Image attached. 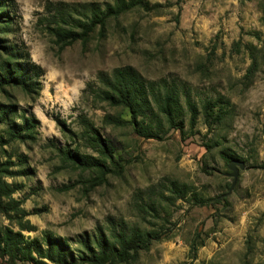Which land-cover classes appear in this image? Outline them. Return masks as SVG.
<instances>
[{
  "label": "rangeland",
  "instance_id": "rangeland-1",
  "mask_svg": "<svg viewBox=\"0 0 264 264\" xmlns=\"http://www.w3.org/2000/svg\"><path fill=\"white\" fill-rule=\"evenodd\" d=\"M146 1L160 7L131 9L112 18L103 34L97 29L87 40L61 45L45 25L55 6L66 4L79 17L84 4L105 8L115 0H0L2 44L13 48L35 83L29 95L9 87L0 92V102L15 104L16 121L22 112L39 120L34 139L0 148V162L10 160L9 170L17 172L3 176L14 188L3 200L18 202L17 211H0V229L18 231L19 221L33 225L22 230L26 238H38L45 249L48 232L64 244L66 260L76 263L82 240L94 245L97 234L109 236L112 225L146 227L136 202L169 194L167 182L178 180L204 197H218L216 202L200 206L178 199L168 207L163 201L157 223L165 217L172 223L132 264H264V0ZM32 64L40 75L31 73ZM124 65L148 80L176 85L184 109L187 95L199 110L205 100L221 96L215 113L224 111L223 119L208 126L201 112L191 129L185 115L183 133L165 125L160 138L106 123L109 113L128 121V110L97 102L84 90L100 84V72ZM81 117L111 141L121 164L103 183H90L93 172L61 159L59 148L65 146L99 155L79 137L66 136L82 130ZM57 119L65 122L66 133ZM0 137H8L4 125ZM233 159L245 168L227 194ZM39 262L0 257V264Z\"/></svg>",
  "mask_w": 264,
  "mask_h": 264
},
{
  "label": "trees",
  "instance_id": "trees-1",
  "mask_svg": "<svg viewBox=\"0 0 264 264\" xmlns=\"http://www.w3.org/2000/svg\"><path fill=\"white\" fill-rule=\"evenodd\" d=\"M1 6V4H0ZM84 11L81 16H74L73 9H69L66 4L59 3L55 6L54 12L45 16V25L48 32L55 37L61 45L70 44L76 40H87L99 29L103 34L106 31L108 22L112 18H118L127 11L137 8L144 11H152L160 7L159 3L151 5L146 0H115V3H107L105 8H101L95 3L83 5ZM264 20V8H263ZM0 39V48L4 47V52H0V92L8 93L9 87H21L29 95L33 91L35 83L22 62L15 58L13 48L3 46ZM33 75H40L41 68L36 64L30 67ZM100 84H88V91L97 102H104L110 107H121L128 110L130 119L123 120L120 115L106 114L104 121L114 125H131L134 132L145 138H160L165 132V125L169 128L178 129L184 132V116L188 115L191 129L197 123V119L202 112L205 123L210 126L219 123L223 119L224 111L215 113V107L222 102V97L209 98L202 103L199 110L198 104L190 96L185 97V107L181 102L182 94L176 85H170L165 79L148 80L144 78L133 66L124 65L115 67L112 73L100 72L98 74ZM17 108L12 102H0V125L5 126L8 137H0V148L3 144L12 141H28L34 139L39 120L35 117L26 116L22 112L15 120ZM15 117V118H14ZM63 132L67 129L64 121L57 119ZM82 130L75 133L68 130L66 135L70 140L77 141L79 137L85 145L98 152V156L81 152L76 145L74 148L65 146L59 148L63 163H69L83 171L93 172L89 177L90 183H103L111 173L120 171L121 164L114 155V146L107 138H103L100 131L87 118L81 117ZM10 160L0 162V211H17L18 202L15 200L4 201L8 198L14 188L3 180V176L13 175L9 170ZM169 194L161 191L159 198L153 196L147 202L139 200L136 208L141 215L146 227L135 226L131 230L122 226L118 229L112 225L109 236L100 231L94 238V245L88 239L82 240L84 249L79 251L78 261H68L65 258L66 248L59 239H52L51 234H46V248L38 238L28 239L22 230H33V225H28L19 221L20 230L15 231L10 227L0 229V257L4 255L10 258H19L23 261L38 262L46 264L35 256L47 258L56 264H132L138 259L140 250H147L153 241L159 240L168 231L172 223L167 217L158 224L160 207L163 201L166 205L174 206L176 200L187 199L193 205H213L218 197H204L197 193L191 185L181 183L178 180H169L165 186ZM25 213V212H24ZM150 217V218H149ZM36 255H35V254Z\"/></svg>",
  "mask_w": 264,
  "mask_h": 264
},
{
  "label": "water",
  "instance_id": "water-1",
  "mask_svg": "<svg viewBox=\"0 0 264 264\" xmlns=\"http://www.w3.org/2000/svg\"><path fill=\"white\" fill-rule=\"evenodd\" d=\"M228 167L232 170V172L229 175L233 177V180L227 194H229L232 191L233 187L237 182L239 171L240 169L245 168V164L243 161L233 159L228 163Z\"/></svg>",
  "mask_w": 264,
  "mask_h": 264
}]
</instances>
